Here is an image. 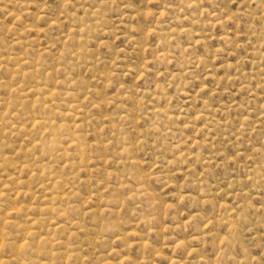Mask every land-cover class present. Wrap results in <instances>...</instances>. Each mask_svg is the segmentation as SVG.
Listing matches in <instances>:
<instances>
[{"label":"rangeland","instance_id":"1","mask_svg":"<svg viewBox=\"0 0 264 264\" xmlns=\"http://www.w3.org/2000/svg\"><path fill=\"white\" fill-rule=\"evenodd\" d=\"M0 262L264 264V0H0Z\"/></svg>","mask_w":264,"mask_h":264},{"label":"bare ground","instance_id":"2","mask_svg":"<svg viewBox=\"0 0 264 264\" xmlns=\"http://www.w3.org/2000/svg\"><path fill=\"white\" fill-rule=\"evenodd\" d=\"M37 88V87H36ZM48 92V91H47ZM29 119V118H28ZM32 120V119H31ZM36 121H38L37 119H36ZM31 124V123H30ZM38 125H40L39 123H37ZM37 124H35V125H37ZM43 125V124H42ZM41 126V125H40ZM32 130V129H31ZM1 263V262H0ZM21 264V263H20ZM23 264V263H22ZM25 264V263H24Z\"/></svg>","mask_w":264,"mask_h":264}]
</instances>
